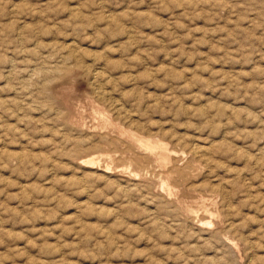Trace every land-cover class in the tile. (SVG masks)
<instances>
[{
  "label": "rangeland",
  "instance_id": "374dc122",
  "mask_svg": "<svg viewBox=\"0 0 264 264\" xmlns=\"http://www.w3.org/2000/svg\"><path fill=\"white\" fill-rule=\"evenodd\" d=\"M261 89L264 0H0V264H264Z\"/></svg>",
  "mask_w": 264,
  "mask_h": 264
},
{
  "label": "bare ground",
  "instance_id": "6f19581e",
  "mask_svg": "<svg viewBox=\"0 0 264 264\" xmlns=\"http://www.w3.org/2000/svg\"><path fill=\"white\" fill-rule=\"evenodd\" d=\"M15 9V8H14ZM111 20V19H110ZM132 36V35H131ZM26 41V40H25ZM39 42V41H38ZM262 50V49H261ZM71 51H73V50H71ZM261 52V51H260ZM263 52V51H262ZM69 53H71V52H69ZM73 56V55H72ZM251 59V58H250ZM253 63V62H252ZM102 64V63H101ZM15 65V64H14ZM13 69V68H12ZM29 75V74H28ZM102 76H103V73L101 72V71H95L94 73H93V80H94V84L97 86V90H98V92H99V94H101V95H103V97L104 96H107L108 95V92L106 91V90H104L101 86H99V83H100V81H101V79H103L102 78ZM105 77V76H104ZM129 81V80H128ZM234 81V80H233ZM107 82V81H106ZM131 82V81H130ZM134 85V84H133ZM261 86V85H260ZM262 90V89H261ZM262 91H264V89L262 90ZM261 91V92H262ZM20 93V92H19ZM261 95H262V93H261ZM63 97V96H62ZM65 97V96H64ZM254 98V97H253ZM68 99H70V98H68ZM255 100V99H254ZM110 101V100H109ZM262 101V100H261ZM260 101V102H261ZM6 102V101H5ZM115 102V101H114ZM69 103V102H68ZM67 104V103H66ZM115 104V103H114ZM69 105H70V107H71V104L69 103ZM73 105V104H72ZM116 105V107H115V109L116 110H118V111H120L121 112V110L123 109L124 110V106L122 107V106H120V105H118V104H115ZM114 105V106H115ZM150 105V104H149ZM264 105V104H263ZM68 107V106H67ZM126 107V106H125ZM264 107V106H263ZM69 108V107H68ZM151 108V107H150ZM233 108V107H232ZM72 109V108H71ZM74 109H75V107L73 108V111H74ZM77 109V108H76ZM75 109V110H76ZM168 109V108H167ZM104 110V109H103ZM150 110V109H149ZM221 110V109H220ZM225 110H227V108L225 109ZM126 111V110H125ZM202 111V110H201ZM81 112H83V111H81ZM127 112V111H126ZM146 112H147V110H146ZM223 112H224V114H225V111H224V109H223ZM92 113H93V115H94V117H95V119H96V121H97V125L98 126H102V128H104V130H105V132L107 131L108 133H110L111 134V132H113V131H115L116 133H118L119 135L118 136H120L121 138H122V140L123 139H125V140H127V143L129 142L130 144H131V146L133 145L134 147H136L137 149H139L140 151H143V152H145V153H148V155H151V156H154V157H156V155L159 153V155L161 154V157H163L165 160H167L168 158H169V156H167V154H166V148L164 147V145L162 144V143H160L159 141H155V140H152V139H147V138H141V136L139 137L137 134H135V133H133V132H131V131H127V130H124L123 128H121V127H119L118 125H116V126H118V127H114L112 124H111V122H110V120H109V118H108V116H107V113H105L104 111H102V109L101 108H99L98 106H96V105H92ZM125 113V112H124ZM220 113H222V112H220ZM123 114V113H122ZM126 114V113H125ZM208 114V113H207ZM217 115V114H216ZM226 115V114H225ZM218 116V115H217ZM221 116H223V114L221 115ZM221 116H220V118H221ZM75 118H76V116H75ZM231 118H232V116H231ZM230 119V118H229ZM243 122V121H242ZM113 123H115V122H113ZM236 123V122H235ZM236 125V124H235ZM137 126V125H136ZM62 127V126H61ZM224 128V127H223ZM6 129V128H5ZM78 129V128H77ZM150 129V128H149ZM150 131V130H149ZM85 132V131H84ZM91 133V132H90ZM92 133H94V132H92ZM94 134H96V133H94ZM98 134V133H97ZM101 135V134H100ZM116 135V134H115ZM227 135H229V134H227ZM110 136V135H109ZM144 136V135H143ZM101 137V136H100ZM111 137H113V136H111ZM117 137V136H116ZM227 137V136H226ZM105 138V137H104ZM106 139V138H105ZM113 139H114V137H113ZM118 139H119V137H118ZM225 140V139H224ZM246 140V139H245ZM255 140V139H254ZM98 142V141H97ZM123 142V141H122ZM227 142H229V141H227ZM125 143H126V141H125ZM130 144H129V146H130ZM224 144H228V143H224ZM232 144V143H231ZM180 145V144H179ZM229 145V144H228ZM232 146H234V145H232ZM260 146H262L261 144H260ZM134 147H131V148H134ZM191 150L195 153V154H197V155H201V156H203L204 158L205 157H208L209 156V154H210V152H209V147H207V146H205V145H201V144H193L191 147ZM233 148V147H232ZM237 148V147H236ZM235 148V149H236ZM168 149H169V147H168ZM244 149V148H243ZM136 150V149H135ZM226 150V149H225ZM229 150V149H228ZM239 150V149H238ZM254 150V149H253ZM261 150V149H260ZM211 151V150H210ZM263 151V150H262ZM135 152H137V151H135ZM239 153H240V151H238ZM246 152V151H245ZM248 152V151H247ZM10 153V152H9ZM169 153V152H168ZM243 153V152H242ZM261 153V152H260ZM138 154H139V152H138ZM142 154V153H141ZM230 154V153H229ZM229 154H227V155H229ZM146 155V154H145ZM235 155H236V153H235ZM246 155L248 156V159H252L251 158V155H252V153H251V155H250V153H246ZM21 156V155H20ZM144 156V155H143ZM147 156V155H146ZM150 156V157H151ZM86 157V156H85ZM84 156L83 157H81L80 158V160H78V158L76 159V160H78L79 161V163L83 166V167H86V168H90V169H95L97 166H96V164L98 163V162H100V160H101V157L100 156H97V157H95V156H93V157H91L90 156V158H85ZM153 157V158H154ZM173 157H174V155H173ZM210 157V156H209ZM253 157V156H252ZM147 158H148V156H147ZM152 158V159H153ZM176 158V157H175ZM155 159V158H154ZM157 159V158H156ZM172 160H173V158H171ZM178 159V158H177ZM180 160V159H179ZM260 160V159H259ZM77 161V162H78ZM161 162L162 161H164V160H160ZM159 161V162H160ZM170 161V160H169ZM139 162V161H138ZM166 162H168V161H166ZM177 162H179L178 160H177ZM256 163H258V162H256ZM99 164V163H98ZM138 164V163H137ZM172 164V163H171ZM179 164V163H178ZM177 164V165H178ZM164 165V164H163ZM166 165V164H165ZM173 165V167L176 165V162H175V165L174 164H172ZM171 166V165H170ZM179 166V165H178ZM108 168L110 167V166H107ZM133 167V166H132ZM172 167V168H173ZM108 168L107 169H104V172L105 173H108V174H110V171L108 170ZM175 168H177V167H175ZM169 169V172H170V167L168 168ZM180 169H182V168H180ZM174 170V168L172 169V171ZM95 171V170H94ZM167 169L164 171L166 174H167ZM180 171V170H179ZM111 172H113V171H111ZM119 172V171H118ZM123 173L121 174V177H122V179H125V180H128V181H132L133 180V175L134 174H131L130 172V175L132 176V177H129V176H127V174H125V172L124 171H122ZM136 173H137V171H136ZM171 173V172H170ZM137 174H139V173H137ZM169 174V173H168ZM117 175V174H116ZM183 175H184V173H183ZM182 175V176H183ZM135 176V175H134ZM169 176V175H168ZM119 178V177H118ZM135 178H137V177H135ZM118 180V179H117ZM142 180V179H141ZM167 181V183H168V181H169V178L167 177V179H166ZM121 182V181H120ZM134 182V181H133ZM165 181L164 182H162L163 184L164 183H166ZM226 183V182H225ZM224 183V184H225ZM222 184V183H221ZM121 185V184H120ZM162 185V184H161ZM168 185V184H167ZM125 186V185H124ZM218 186V185H217ZM227 186V185H226ZM164 187V186H163ZM214 187V186H213ZM135 188V187H134ZM168 188V192H169V194H173V192L175 193L176 191H174L170 186L169 187H167ZM221 188H222V186H221ZM225 190V189H224ZM223 191V190H222ZM227 191V190H226ZM166 192H167V190H166ZM178 192V191H177ZM224 192V191H223ZM220 194V193H219ZM146 197V196H145ZM227 199V198H226ZM175 200V199H174ZM207 202H209V201H207ZM214 202V201H213ZM210 203V202H209ZM216 203V202H215ZM214 203V204H215ZM203 204V203H202ZM205 204V203H204ZM192 206V205H191ZM198 206H200V205H198ZM228 206V205H227ZM193 207V206H192ZM206 207V206H205ZM185 208H191V207H185ZM209 208V207H208ZM211 208V207H210ZM182 209V208H181ZM186 209V210H187ZM188 209V210H189ZM198 209H200V207L198 208ZM202 209V208H201ZM183 210H185V209H183ZM185 210V211H186ZM194 210V209H193ZM209 209H205L204 208V213L201 215V213H200V215L201 216H198V217H196L197 218V223L195 224L197 227H204V226H207V227H209L208 226V222L207 221H205V219H207V216L205 215V213L208 211ZM184 211V212H185ZM194 211H198L197 209L196 210H194ZM187 212H191L190 210L189 211H186V213H184L185 215L187 214ZM200 212V211H199ZM209 212V211H208ZM193 213V212H192ZM196 213V212H195ZM198 213V212H197ZM190 214V213H189ZM210 214H211V211H210ZM184 215V216H185ZM229 215V214H228ZM188 216V215H187ZM192 216V215H191ZM196 216V215H195ZM188 218V217H187ZM191 218V217H190ZM192 219L194 220V218L192 217ZM192 219L190 220L191 222H192ZM229 219V218H228ZM194 223V222H193ZM192 223V224H193ZM223 223H225V222H222V224ZM191 224V223H190ZM191 224V225H192ZM194 225V226H195ZM221 225V224H220ZM232 226V225H231ZM196 227V228H197ZM207 227H205L206 229H207ZM211 228V227H210ZM205 230V229H204ZM197 233V232H196ZM226 239V238H225ZM232 246H234V243H233V241H231V240H227ZM231 246V247H232Z\"/></svg>",
  "mask_w": 264,
  "mask_h": 264
}]
</instances>
